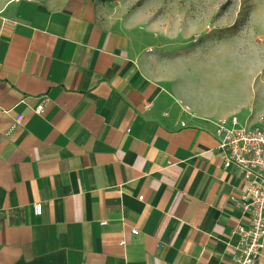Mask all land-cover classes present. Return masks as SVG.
<instances>
[{"label": "crops", "instance_id": "1", "mask_svg": "<svg viewBox=\"0 0 264 264\" xmlns=\"http://www.w3.org/2000/svg\"><path fill=\"white\" fill-rule=\"evenodd\" d=\"M0 10L16 20L0 39V264H237L244 181L210 122L228 111L193 99L197 73L158 69L94 0Z\"/></svg>", "mask_w": 264, "mask_h": 264}, {"label": "rangeland", "instance_id": "2", "mask_svg": "<svg viewBox=\"0 0 264 264\" xmlns=\"http://www.w3.org/2000/svg\"><path fill=\"white\" fill-rule=\"evenodd\" d=\"M94 2L101 22L154 54L158 69L180 61L171 77L197 73L193 99L199 106L227 110L226 117L246 123L264 119L254 114L248 94L241 96L245 85L256 108L264 109V0Z\"/></svg>", "mask_w": 264, "mask_h": 264}, {"label": "built area", "instance_id": "3", "mask_svg": "<svg viewBox=\"0 0 264 264\" xmlns=\"http://www.w3.org/2000/svg\"><path fill=\"white\" fill-rule=\"evenodd\" d=\"M6 22L16 23L0 10V39L1 32ZM178 105L185 112L195 116L187 104L181 99H176ZM149 104L143 105L147 109ZM43 102L34 108L36 113L43 111ZM0 107V111H1ZM166 115V112H163ZM23 119L21 114L15 118V124ZM214 125V135L218 139V150L222 164L226 168L236 167L244 181V187L237 197L232 196L242 213L247 214L248 223L238 222L233 228L237 237L234 245V259L237 264H256L263 256L264 250V119L258 122L246 123L236 116L211 119ZM181 126L186 122L181 121ZM142 199V196L138 197ZM33 212L40 215L42 204L36 202L32 205ZM105 220L101 221L104 225ZM136 232V230H133ZM124 243V241H121Z\"/></svg>", "mask_w": 264, "mask_h": 264}]
</instances>
